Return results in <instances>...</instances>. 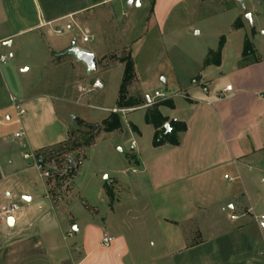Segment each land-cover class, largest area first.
I'll use <instances>...</instances> for the list:
<instances>
[{"label":"crops","instance_id":"0c3cea01","mask_svg":"<svg viewBox=\"0 0 264 264\" xmlns=\"http://www.w3.org/2000/svg\"><path fill=\"white\" fill-rule=\"evenodd\" d=\"M237 1L245 8V0ZM120 2L0 0V41L9 55L0 63V264H264V56L253 42L259 36L260 12L250 11V24L244 8L220 9L234 12L231 31L220 37V63L204 65L221 39L201 52L199 70L182 93L167 96L173 106H160L169 124L186 125L178 144L154 145L156 129L145 121L146 110L162 99H147L131 109L144 111L145 126L130 122L136 131L128 127V132L143 139L144 131L151 130L141 143L132 140V161L122 158L128 167L115 170L118 176H106L117 186L112 201L105 179L98 180L93 196L78 187L86 159L70 197L55 203L50 181L32 159L24 158L26 153L43 157L41 153L69 139L75 123L59 106L70 99L57 93L62 66L55 59L70 56L74 48L94 53L71 43L72 30L91 10L118 8ZM141 2V7L148 3V12L133 14L125 24L129 32L137 23L165 29L175 11L222 0ZM237 20L241 27H235ZM176 23L187 25L180 19L172 26ZM246 36L260 60L241 65ZM32 47L40 63L30 61ZM71 63L69 69L81 62ZM115 65L103 69L120 67L121 86L125 64ZM227 85L232 89L226 90ZM178 94L181 99L174 100ZM116 107L106 108L103 120ZM122 130L126 133L125 126ZM118 133L112 136L120 147L124 133ZM128 169L131 176L119 175ZM11 203L18 210L5 219L1 206ZM104 236L112 237L108 245L102 243Z\"/></svg>","mask_w":264,"mask_h":264},{"label":"rangeland","instance_id":"374dc122","mask_svg":"<svg viewBox=\"0 0 264 264\" xmlns=\"http://www.w3.org/2000/svg\"><path fill=\"white\" fill-rule=\"evenodd\" d=\"M128 1L121 0L118 8L111 5V9L105 7L104 9L107 10L104 11L103 8L98 11L91 10V15L84 18L82 24L73 29L71 34L69 33L72 35L71 43L75 41L77 46L93 48L94 53L97 52L100 63L99 66L97 59V70H88L86 65L84 67V63L78 59L74 50H71L70 56L61 54L55 59L62 66L61 80L58 83L60 90L57 93L70 99L68 104L59 102V106H62L63 114L69 115L70 122L75 123L71 127L72 139L69 144L41 153L45 160L43 170L50 173V177L45 178L50 181L51 192L53 190L55 193V196L51 194L55 203H63L70 197L74 189V180L86 159V163L82 167V178L76 179L78 187L82 190L86 189L87 193L93 196L96 184L102 178L105 179V182L108 181L110 190L114 194L113 189H117V186L113 185V178L107 179L106 176L117 175L115 170L128 167L127 165L123 166L122 158L132 156V154L128 155L132 150V140L141 143L149 137L151 126L144 131L143 139L138 134L128 132V127H132L130 122L145 126L144 111L142 109L131 111L139 106L123 108L125 111L117 113L126 128V133L124 130L122 133L120 132L124 133L120 138V147L117 146V137L112 136L113 133H119L104 131V125L101 123L104 121L103 117L109 114L106 108L117 105L122 73L119 71L120 67L112 66L110 71L103 68L115 65L119 61L124 64L127 61L132 63L133 70L128 75L129 78L123 92V96L127 99L140 100L141 103L146 104L148 97L153 100L166 99L157 97L155 95L157 91L163 92L165 96L174 93L181 94V89L198 72L200 64L197 65V62L200 60L204 48L217 45L220 37L228 35L231 31L234 12H232L233 10L221 12L220 9L237 7L243 10L244 8V5L237 0H222L220 3L215 2L210 5L207 3L198 6L197 9L175 11L165 29L158 30L153 26L143 28L137 23V27L129 32L131 27L125 26V24L129 22L128 20H132L131 17L135 12L139 14V17L142 16L141 14L147 13L149 5L144 2L143 7L137 8L130 6ZM245 4L243 10L245 18L251 12H260L256 18L259 36L253 42L261 55L264 56V0H245ZM138 19L140 20V18ZM180 19L186 21L187 25L176 23L178 25L172 26V22H179ZM101 21L102 23L104 21L105 25H102ZM250 21L249 18L251 24ZM85 36L89 37L87 43L82 42V38ZM34 52L35 49L32 47L30 61L40 63V59L34 58ZM75 60L81 62L80 65L69 69V66L73 64L71 62H75ZM34 71L35 69L32 72L34 73ZM99 80L103 82L102 87L95 86ZM81 88H85L86 91L82 92ZM179 94L174 100L181 99ZM169 114H172L171 111ZM76 118L83 122L86 120V123H91L96 127L76 121ZM119 148H123V152L119 151ZM130 160L132 161V159ZM70 167L76 169V174L72 177L70 176ZM131 172L132 170L128 169V174L121 173L119 175L131 176Z\"/></svg>","mask_w":264,"mask_h":264},{"label":"trees","instance_id":"16d2710c","mask_svg":"<svg viewBox=\"0 0 264 264\" xmlns=\"http://www.w3.org/2000/svg\"><path fill=\"white\" fill-rule=\"evenodd\" d=\"M235 27H241V22L240 20H237L235 23ZM254 33V30H253ZM224 45V37L221 38V41L219 43V47L215 52H210L209 57L204 62V65H210V64H219L220 63V57H221V50ZM260 59L256 56V51L254 49V45L250 39L249 36H246L245 41H244V47H243V58L241 61V65H246L252 62H258ZM133 70V65L131 62L127 61L125 64V69H124V75H123V80L122 84L120 86V91H119V98L117 102V108L123 109V108H132L134 106H139L141 104L140 100L134 101L131 99H127L125 96H123L124 92V87L127 79L129 78L128 75L131 74ZM160 106H173V102L171 99H164L161 101L154 102L151 107H149L146 112H145V121L148 124H152L155 129V136H154V145H159L163 143L164 141H169L170 143L173 144H178V133L181 131H184L186 129L185 123H175V122H170V131H166L164 128V125L169 122L168 117L164 116L161 111H160ZM80 121V120H78ZM83 122V121H80ZM85 123V122H83ZM90 127H96L95 125L91 123H85ZM104 125V131L105 132H121L122 131V120L120 116L117 113H111L107 119H105L102 123ZM132 128L136 131V127L133 125ZM72 139V131L69 133V139L65 142H61L60 144L52 147L50 150L56 149V148H61L69 144V142ZM92 146V145H91ZM37 161L39 163L44 164L45 160L41 155H36ZM129 159H133V157L129 156ZM69 171L71 172L70 176H74L76 174V169L74 167H70ZM105 189L106 193L111 199V201L114 198L113 192L110 190L108 181L105 182ZM51 194L55 196L54 191L52 190Z\"/></svg>","mask_w":264,"mask_h":264},{"label":"built area","instance_id":"2783aa9c","mask_svg":"<svg viewBox=\"0 0 264 264\" xmlns=\"http://www.w3.org/2000/svg\"><path fill=\"white\" fill-rule=\"evenodd\" d=\"M83 41H85V42L89 41V37H88V36H85V37L83 38ZM8 59H9V55L5 54V53L2 51V42L0 41V63H1V64H2V63H6V62L8 61ZM231 89H232V85H227V86H226V90H231ZM80 90H81L82 92H85V91H86L85 88H81ZM155 95H156L157 97H164V98L167 99V96H165L163 92H159V91H157V92L155 93ZM121 111H125V110H124V109H120V108H114V109L111 110L112 113H119V112H121ZM174 121H176V120H174ZM16 136H17V137H21L22 134H21V133H17ZM131 146H132V147L135 146V142H134V141L131 143ZM24 158H26V159H32V160L34 161V165L37 167L38 170L41 171V173L43 174V176H45V177H47V178L50 177V173H49L47 170H45V171L43 170V165H44V164L39 163V162L37 161V158H36L35 153H33V154L26 153V154H24ZM42 170H43V171H42ZM230 179L232 180V178H230ZM262 182L264 183V178L262 179ZM17 210H18V205H17L16 203H11V204H9V205H3V206H1V214H2V216H3L5 219H9V218L13 217V216H14V213H15ZM232 217L235 218L236 216L233 215ZM262 217H264V216H262ZM111 241H112V237L104 236V238H103V240H102V243H103L104 245H108Z\"/></svg>","mask_w":264,"mask_h":264},{"label":"water","instance_id":"95a60500","mask_svg":"<svg viewBox=\"0 0 264 264\" xmlns=\"http://www.w3.org/2000/svg\"><path fill=\"white\" fill-rule=\"evenodd\" d=\"M128 4L130 6H133V5H135L137 7L142 6L141 0H137L136 2L134 0H129ZM248 18H250V20H251L250 14H248ZM73 50H74L75 54L77 55L78 59L80 61H82L87 66L88 70H97V68H98L97 59H96V55L93 52H89V51L82 50L79 48H74ZM95 86L96 87H102L103 83L99 80L96 82ZM148 99L151 100L150 97H148ZM164 128L168 132L171 129L170 124L166 123L164 125ZM9 224H12L11 220H10Z\"/></svg>","mask_w":264,"mask_h":264}]
</instances>
